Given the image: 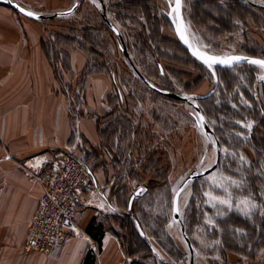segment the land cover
I'll use <instances>...</instances> for the list:
<instances>
[{
    "label": "rangeland",
    "instance_id": "1",
    "mask_svg": "<svg viewBox=\"0 0 264 264\" xmlns=\"http://www.w3.org/2000/svg\"><path fill=\"white\" fill-rule=\"evenodd\" d=\"M12 1L48 17L36 20L41 47L54 73L52 93L71 96L72 127L78 114L79 122L96 115L99 141L90 144L79 137V157L103 175L101 192L109 208L98 225L102 236L108 232L117 239L132 260L139 257L129 252L147 253L144 264H190L181 223L194 264H264V69L238 65L220 70L193 58L168 19L173 0ZM182 12L189 41L201 50L264 59V0H182ZM71 53L84 59L76 76L69 66ZM130 61L157 88L194 98L213 136L206 137L196 124L190 103L149 89ZM92 76L112 84L104 86V95L94 100L99 104L90 110L85 90ZM26 81L21 79V95L26 88L30 96L33 86L27 88ZM36 92L37 97L45 94L39 107L48 108L45 101L54 99L49 91ZM0 105V114L10 115L18 106L22 117L24 105L32 107L29 127L11 117L0 129L39 128L38 101ZM218 152L219 166L183 189L176 223L172 201L177 187L188 175L212 167ZM139 189L143 194L129 209ZM91 241L97 255L100 247Z\"/></svg>",
    "mask_w": 264,
    "mask_h": 264
},
{
    "label": "crops",
    "instance_id": "2",
    "mask_svg": "<svg viewBox=\"0 0 264 264\" xmlns=\"http://www.w3.org/2000/svg\"><path fill=\"white\" fill-rule=\"evenodd\" d=\"M37 26L36 20L0 3V101H38L35 117L40 125L36 129H15L14 125L12 129H0V264H144L125 256L119 241L108 232L101 236L97 255L92 251L93 242L88 236L72 237L46 255L26 249L31 223L43 193L41 182L30 174L45 171L62 152L79 156V137L90 144L97 145L99 141L94 121L96 115H88L79 122L78 114L72 127L69 116L71 96L52 93L54 73L42 50ZM71 56L69 66L76 76L83 69L84 59L77 53H71ZM21 79L26 81L27 88L32 84L33 87L28 88L32 98L26 88L21 95ZM110 81L104 76L89 79L85 90L86 109L92 110L99 104H94V100L99 94L104 95V86L109 87ZM36 88L41 92L49 91L50 97L54 98L50 103L45 101L48 108L39 107L45 94L37 97ZM77 110L79 108L76 114ZM15 111H19L18 106L10 115L1 113L0 124L12 117L13 123L18 119L19 123L29 127L31 105H24L25 117ZM92 176L96 189L82 192L77 214V223L84 231L90 224L103 225L106 219L103 211L109 208L101 192L103 175L93 171Z\"/></svg>",
    "mask_w": 264,
    "mask_h": 264
},
{
    "label": "built area",
    "instance_id": "3",
    "mask_svg": "<svg viewBox=\"0 0 264 264\" xmlns=\"http://www.w3.org/2000/svg\"><path fill=\"white\" fill-rule=\"evenodd\" d=\"M30 176L41 182L43 193L31 223L27 249L49 254L72 237L88 236L77 223L82 192L96 189L85 161L71 152H62L45 171Z\"/></svg>",
    "mask_w": 264,
    "mask_h": 264
},
{
    "label": "water",
    "instance_id": "4",
    "mask_svg": "<svg viewBox=\"0 0 264 264\" xmlns=\"http://www.w3.org/2000/svg\"><path fill=\"white\" fill-rule=\"evenodd\" d=\"M0 3L13 8L17 12H19L22 15L29 17L31 19L44 20V19L48 18V17H44L42 14H38V13L32 12L31 10H28V9L24 8L23 6L19 5L18 3L13 2L12 0H0ZM29 12L32 13L33 15L28 16L25 14V13H29ZM103 18H104V21H105L107 27L110 30H112L117 35L118 38H120L121 35H120L119 31L105 17H103ZM168 19H169V21L173 27V30H174L175 35L177 37V40L179 41L181 46L193 58H195L197 61H199L204 66L209 67L208 63H205L206 58H215V60H217V61H224V62L223 63H220V62L212 63V67H217V68H222V69H230V68H233V67L238 66V65H252V66H258V67H261L264 69V66H261L260 64H257V63H252V61H264V59L252 57V56H247V55H230V56L212 55V54H209V53L201 50L198 46L190 43L189 38H188L187 33H186L185 22L183 19L182 0H179V7H177V0H173V4L170 6ZM181 37H183V39ZM235 57H239L240 59L239 60L233 59ZM209 63H211V60H209ZM130 65H131V68L133 69L134 73L136 74V76L140 79V81L145 86H147L149 89H151L152 91H154L157 94H160L164 97H168L171 99H175V100H179V101L181 100V101H185V102L190 103V105H192V107L196 113V115H193V118H194L196 124L199 126V128H201L203 134L206 137L209 138V137L213 136V133L211 132V130H210V128H209V126L205 120V117L203 116L199 106L194 103L195 102L194 98H191L192 100L185 99V98H183V97H181L175 93H172L169 91H164V90L157 88L152 83H150L137 70V68L135 67V65L131 61H130ZM219 164H220V157H219V152H218L216 162L214 163V165L212 167H210L209 169H206L200 173H197V174L192 173V174L188 175L187 178L184 181H182V183L177 187V189L174 193V196H173V201H172V217L176 223L180 222V220H179V198H180V195H181L183 189L185 188V186L189 182L197 180V179L213 172L219 166ZM142 194L143 193L139 189L134 193V195H132L130 197L129 204H128L129 209H131L134 200ZM180 225H181L182 237H183L184 242H185V244L189 250V253H190V264H194L192 244H191L187 234L184 231L183 224L180 223Z\"/></svg>",
    "mask_w": 264,
    "mask_h": 264
},
{
    "label": "trees",
    "instance_id": "5",
    "mask_svg": "<svg viewBox=\"0 0 264 264\" xmlns=\"http://www.w3.org/2000/svg\"><path fill=\"white\" fill-rule=\"evenodd\" d=\"M252 57H256V56H252ZM220 70H224V69H220ZM84 161L87 164L89 170H91V172H93V166L89 163L90 161H87L85 159H84ZM85 232L93 241H95L97 243L98 247L101 246L102 231L100 230V227L90 224ZM139 241L143 245V247L146 248V252H149L151 254L152 253L151 248L146 243L142 242L141 239ZM129 254L131 255L130 257H132V258L139 257V259L138 258L137 259L141 263L146 262V260H147V253H145L146 256H145V254H143V255L139 254L138 256H136V255L131 254L130 252H129ZM94 258H95V256H94Z\"/></svg>",
    "mask_w": 264,
    "mask_h": 264
},
{
    "label": "snow or ice",
    "instance_id": "6",
    "mask_svg": "<svg viewBox=\"0 0 264 264\" xmlns=\"http://www.w3.org/2000/svg\"><path fill=\"white\" fill-rule=\"evenodd\" d=\"M177 7H179V0H177ZM26 15L28 16H32L33 14L32 13H25ZM183 39V37H181ZM235 60H239L240 58L239 57H235L233 58ZM209 60H211V63H209ZM216 62H220V63H223L224 61H217L215 60V58H206L205 59V63H208V66L211 67L212 66V63H216ZM252 63H257V64H260L261 66H264V61H252ZM202 119V118H201Z\"/></svg>",
    "mask_w": 264,
    "mask_h": 264
}]
</instances>
